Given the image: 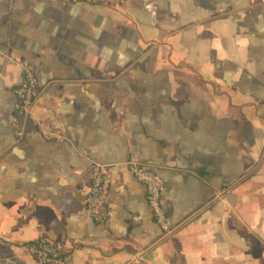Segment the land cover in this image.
<instances>
[{"label": "crops", "instance_id": "obj_1", "mask_svg": "<svg viewBox=\"0 0 264 264\" xmlns=\"http://www.w3.org/2000/svg\"><path fill=\"white\" fill-rule=\"evenodd\" d=\"M0 44V264H39L41 235L71 264H264V0H0ZM24 64L41 91L20 113ZM102 165L106 223L85 200Z\"/></svg>", "mask_w": 264, "mask_h": 264}, {"label": "built area", "instance_id": "obj_2", "mask_svg": "<svg viewBox=\"0 0 264 264\" xmlns=\"http://www.w3.org/2000/svg\"><path fill=\"white\" fill-rule=\"evenodd\" d=\"M78 2H98L113 7H120L126 0H70ZM0 55L11 62H15L7 48L0 44ZM41 91V85L37 74L31 66L24 64V74L17 83L14 92L16 97V108L20 113L29 111ZM19 134L23 130L18 131ZM127 165L137 179L142 181L146 187V197L153 219L169 232L173 230L171 220L163 203V177L151 165L137 159L135 153H131ZM111 171L107 165H102L94 174L88 193L86 204L92 218L98 223H106L109 219V187L111 184ZM30 255L39 264H71L73 262L74 250L71 246L60 241L51 240L45 236H37L26 243Z\"/></svg>", "mask_w": 264, "mask_h": 264}]
</instances>
